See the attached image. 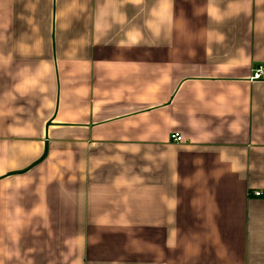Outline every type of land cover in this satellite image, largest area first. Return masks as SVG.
Returning a JSON list of instances; mask_svg holds the SVG:
<instances>
[{
    "label": "crops",
    "instance_id": "obj_1",
    "mask_svg": "<svg viewBox=\"0 0 264 264\" xmlns=\"http://www.w3.org/2000/svg\"><path fill=\"white\" fill-rule=\"evenodd\" d=\"M257 65L264 0H0V264H264Z\"/></svg>",
    "mask_w": 264,
    "mask_h": 264
},
{
    "label": "built area",
    "instance_id": "obj_2",
    "mask_svg": "<svg viewBox=\"0 0 264 264\" xmlns=\"http://www.w3.org/2000/svg\"><path fill=\"white\" fill-rule=\"evenodd\" d=\"M264 74V67L262 65H257L252 68L250 80H258L260 79ZM170 139L174 142L181 141V138L177 134H173L170 136ZM254 196H259V192H253Z\"/></svg>",
    "mask_w": 264,
    "mask_h": 264
}]
</instances>
